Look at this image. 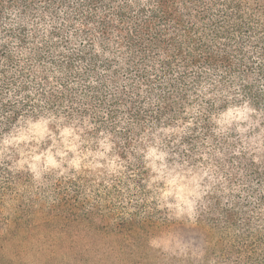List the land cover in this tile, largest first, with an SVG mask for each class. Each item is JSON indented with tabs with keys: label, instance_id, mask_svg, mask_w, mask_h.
I'll use <instances>...</instances> for the list:
<instances>
[{
	"label": "trees",
	"instance_id": "trees-1",
	"mask_svg": "<svg viewBox=\"0 0 264 264\" xmlns=\"http://www.w3.org/2000/svg\"><path fill=\"white\" fill-rule=\"evenodd\" d=\"M28 124L117 174L92 191L84 168L18 170ZM155 166L204 174L188 218L159 214ZM61 220L119 246L173 231L167 264H264V0H0V242L74 246L34 229Z\"/></svg>",
	"mask_w": 264,
	"mask_h": 264
},
{
	"label": "rangeland",
	"instance_id": "rangeland-1",
	"mask_svg": "<svg viewBox=\"0 0 264 264\" xmlns=\"http://www.w3.org/2000/svg\"><path fill=\"white\" fill-rule=\"evenodd\" d=\"M7 144L17 152V169L22 172L28 171L37 179L48 176L58 179L69 172L81 171L84 168L88 176L89 190L93 191L100 189L99 180L106 178V181L111 182L110 178L118 171L115 164L108 166L91 162L87 159V154L81 157L75 139L68 136L56 137L46 124L24 126L18 134L8 140ZM60 158L64 159L61 163ZM203 175L200 170L179 172L176 169L153 167L150 188L155 192L158 201L156 204L161 208L159 214L164 216V212L168 213L178 221L188 218L185 210L190 209L191 198L203 185ZM88 203L87 208L100 204L106 208L110 206L106 202ZM175 205L178 207L174 209ZM119 216L116 213L99 212L92 220L97 227L105 226L103 228L111 232L119 223ZM89 228L96 231L93 229L94 226L75 225L64 220L37 224L34 229L72 234L70 242L74 246H2L0 242V264H167L182 255L173 231L162 230L151 235L148 237L147 246L141 239L136 241V244L140 243L136 246H119L116 238L96 237L93 232H89ZM81 236H84L85 240H82ZM90 240L101 242L95 246H87ZM131 251L139 255L131 258Z\"/></svg>",
	"mask_w": 264,
	"mask_h": 264
}]
</instances>
